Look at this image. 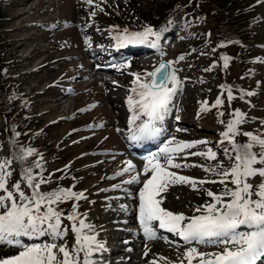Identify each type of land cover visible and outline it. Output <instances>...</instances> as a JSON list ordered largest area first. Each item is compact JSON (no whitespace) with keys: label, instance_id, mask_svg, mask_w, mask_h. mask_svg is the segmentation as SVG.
Listing matches in <instances>:
<instances>
[{"label":"rangeland","instance_id":"obj_1","mask_svg":"<svg viewBox=\"0 0 264 264\" xmlns=\"http://www.w3.org/2000/svg\"><path fill=\"white\" fill-rule=\"evenodd\" d=\"M4 1L8 4L6 14L9 20L6 23V34L2 33L0 37L9 43L8 46L14 53L8 60L7 69L8 73L14 75L13 81L16 86L20 83L16 93L31 97L35 95L34 93L44 91L43 95H35L38 98L35 105L38 106V111L50 110L47 118L69 116L77 113V111H80L79 115L83 118H93V115L103 114L102 117L94 119L96 123L103 126H95V134L88 140L91 148L87 151V155L92 161L85 163L90 164L89 172L96 174L97 177L94 176L93 182L99 184L98 192L101 195L97 196L96 203L81 218L85 220L86 224L93 226V231L85 230L86 234L94 235L97 242L103 245L93 261L102 260L105 264H117L112 261L114 257L115 260L123 259L124 264H152V261H155L156 264H187V259L183 254L190 248L195 247L201 253L222 252L225 245L221 242L212 244L192 242L186 247L179 248L174 246L176 244L170 243L171 241L160 239L158 242L151 243L150 241L147 247L145 246L146 248L143 249L142 247L139 251L136 249L140 245L135 243L122 247L119 245L120 238L128 239L130 237L129 233L119 230L123 226L135 234L140 231L137 224L138 220L134 219V215L131 216V213L137 210L138 204L135 201L138 195H130L131 193L128 191L129 189L142 190L143 182L146 179L144 168L151 159L148 157L143 160L134 156L131 147L125 142L123 132L119 131V129H125L123 127L124 118L133 117L139 113L144 114L139 105L134 106L135 101L139 99L136 94L133 107L137 108L138 113L128 114L127 106H125V101L134 95L132 89L137 87L134 83L136 75L141 77V82H147L145 78L150 69L152 71L161 60H170L172 72L180 84L171 99L175 111L172 112L174 116L170 117V127L167 125L168 128H166L169 132H165V128H162V134L159 133V136L174 137L178 140L182 133L186 132V135L193 133L197 134V137L201 138L202 141H208L212 144L210 147L212 148L214 144L223 140L221 134L225 132V128L222 127L224 124L219 127L216 122V111H212L210 108V105L216 103L218 99L217 85L223 84V82L214 80V75L208 73H213V70L206 69L200 72L203 68L201 66L206 65L208 61L203 59L206 56H197L191 49L188 54L183 53L182 50L185 49L186 41L185 39L180 41L182 36H176L173 29L170 30L171 34L167 38L169 41H165V44L168 43L171 47L170 49L159 48L151 43L126 44L107 34H102L99 29L102 28L103 23L94 17L90 21L86 11L82 8L81 5L85 0H68L65 3L64 0ZM116 1L114 3H117L116 5L123 11L126 19L130 21H137L139 15L140 18L151 20L153 15L148 16V14L156 11L154 9L156 8L155 0ZM250 1L255 3V0ZM135 2L139 4L135 6L139 8L137 11L132 7ZM85 5L92 6L87 3ZM254 7L250 14L253 21L252 26L259 33L261 41H264V0H257V5ZM181 20L178 18L177 22L180 23ZM208 30L210 31L209 37L218 42L217 38L224 29L218 21L204 20L203 29L200 28V31L205 35ZM162 39L164 41L166 38ZM153 40L155 37L150 36L149 41ZM179 41L180 43H178ZM59 44H61V49L58 48ZM102 46L104 47L101 52ZM221 50L222 47L215 48V54ZM134 51L140 55L134 56L132 54L135 53ZM129 55L131 57H128ZM111 60H114V63L108 65L111 66L110 70L101 69L99 72V69H96L97 65L94 63H109ZM227 70L229 75L226 77V81L232 83L234 76H238L239 67L232 64V67ZM101 77L105 80L104 82L100 80ZM201 78H204V81H201ZM107 82L109 83L107 84ZM131 83L133 85H130ZM167 87L171 88L172 83L170 82ZM71 88L73 91L68 92L67 90ZM243 88L245 92L249 90L247 86ZM62 96H66V98L63 100L61 99ZM206 103L208 110L201 111L202 106ZM224 107L228 113L229 109L231 112L233 110L242 112L235 102L231 105L227 99L224 100ZM244 109L247 110V106H244ZM105 115H111L110 119L107 117L106 122ZM226 117L228 121L233 119L229 114ZM176 119H179V122ZM217 120L219 121V118ZM247 125L252 126L251 124ZM59 128L63 132L67 129L63 126ZM115 129L119 133H114L113 130ZM83 130L88 131L89 127H84ZM237 139L245 142L242 135H238ZM53 141L56 146H60V144H62L61 146H69V144L61 142L60 135ZM100 143L101 147H94L95 144L99 145ZM226 146L231 149L230 143L226 142ZM75 151L78 153L81 150ZM186 153H190V151H186ZM159 157L162 158V155ZM129 162L134 165V168L130 172H126L124 170L128 167ZM161 162L163 163V159ZM112 170L122 171L118 180H108L107 177L112 173ZM134 174H137L136 178L139 182L129 183L128 181L135 177ZM150 174L149 172L148 175ZM256 179L253 181L257 182ZM91 184L92 181L89 182L90 187H92ZM104 189H106V193L102 191ZM123 193H127V196L130 195L136 200L123 201L121 199L122 201H120L119 198L123 196L121 195ZM119 195L121 196L119 197ZM162 195L165 197L162 206L174 213H183L186 218L202 214V212L196 211L202 206V203L191 196L186 184L170 186ZM128 218L131 222L122 223ZM185 223H187V219ZM241 227L244 228L243 233L254 230L248 226ZM41 237L43 238L44 235ZM69 239L68 247L71 248L74 244V238L69 236ZM53 240L57 241L58 238L47 237L45 239L46 242ZM113 241L119 243L113 244ZM111 243L112 245L109 247ZM153 243H156V248H154ZM3 245L0 242V253L6 257L16 256L24 248L31 247L30 243L17 244L14 248ZM227 247L234 248L235 246L229 244ZM122 248L129 251H118ZM135 258L138 260L136 261ZM192 262L199 264L198 259H194Z\"/></svg>","mask_w":264,"mask_h":264},{"label":"snow or ice","instance_id":"obj_2","mask_svg":"<svg viewBox=\"0 0 264 264\" xmlns=\"http://www.w3.org/2000/svg\"><path fill=\"white\" fill-rule=\"evenodd\" d=\"M85 3L91 5L93 0H85ZM150 36L159 38V34L148 27L141 32L128 33L125 30L124 34L117 39L126 44L151 43L155 46V40L149 41ZM222 59L225 62L224 67H227L229 58L223 57ZM158 74L163 84H158L156 79L141 82V77L136 75L134 83L137 87H134L132 92L139 99L135 101L134 106L139 105L140 110L148 116V122L139 126L140 135L135 136V139H148L159 132L152 122L163 119V113L166 112L180 84L174 74L161 72L159 69L148 75L156 77ZM168 82L172 83L171 88L164 86ZM225 91L228 101H231L234 98L232 89ZM246 95L253 96L254 93L248 92ZM129 103L133 104L131 98ZM222 103L223 101L218 98L214 106L218 107ZM207 110L208 106L205 104L201 111ZM233 116L235 118L226 124L227 130L221 134L223 141L231 144V149H223L224 155L231 161V166L222 168L218 162L217 167L221 168L220 171L211 167L204 168L206 172L220 176L219 181H197L194 178L179 175L178 172L170 171V169L182 167L181 164L174 163V154L182 153L184 149L204 144L206 141L181 142L176 147L165 146L161 149L162 158L150 159L144 168L145 176L151 173V177L143 182V188L139 192V223L146 239L157 238L156 226L153 222H158L160 229L176 233L187 243L199 244L203 243L206 238H220V242L225 245L223 251L219 253H201L195 247L188 249L183 254L188 264H192L194 259H198L199 264H254L258 256L264 255V135L241 132L239 125L245 122V114L236 110ZM238 135L247 137V141L241 143L236 139ZM34 152L32 148H22L20 154H14V159L24 163L28 157L34 155ZM191 155L216 160L217 154L209 148L207 152H194ZM183 159L186 160L187 156ZM11 164L12 159L0 161V193H3L0 195V210H2L0 211V242H11L9 238L20 235H47L49 232L54 239H63L67 232L71 231L74 234V244L71 248L66 243L58 245L55 242L43 246L26 247L16 256L0 259V264H93L90 257L103 245L97 242L94 235L86 234L85 230L91 232L93 226L79 218L77 203H73L72 211L66 217L53 207V205L68 201L86 199L84 193L63 187H57L49 192L41 191V185L47 184L50 178H45L40 174L34 175L31 165L22 168L21 179L14 183L10 190L8 178L12 175L9 170ZM36 166L40 167L39 164ZM192 166L204 167L203 165ZM68 167V165L65 166V168ZM133 168L134 165L129 162L124 171L130 172ZM256 176L261 177V182L254 186L249 180ZM21 182L26 184L30 190L29 194L21 188ZM128 182L138 183L139 181L133 177ZM217 182L224 184L225 190L221 194L212 191L206 193L213 202L196 209L202 212L201 215L186 218L183 213H174L162 206L165 199L162 193L166 192L170 186L188 184L193 190H197V184ZM228 184L233 187H228ZM42 208L45 210L42 211ZM62 218L71 222L70 229H62ZM186 219L187 223H185ZM241 226H248L254 230L247 233L237 232ZM229 244L235 247H227ZM81 253H83V258H81ZM58 254L61 255L59 259ZM152 264L156 262L152 261Z\"/></svg>","mask_w":264,"mask_h":264},{"label":"trees","instance_id":"obj_3","mask_svg":"<svg viewBox=\"0 0 264 264\" xmlns=\"http://www.w3.org/2000/svg\"><path fill=\"white\" fill-rule=\"evenodd\" d=\"M155 2L156 8L154 9L156 11L148 14V16L152 14L153 18L151 20L140 18L139 25L148 24L159 29L167 23L169 26H173L174 30L181 31L188 44H186L187 49L182 51L186 52L191 49L199 55L202 54L201 52L209 54L214 59V65L211 67L213 73H210L218 81L223 82V84L226 83L223 86L224 91L229 88L232 91L235 89L236 94H240L241 97H249L243 87L255 88L257 96L251 97L252 103L249 109L242 110L241 113L245 114V122L239 125V128L241 132L264 135V78L260 80V84L251 76L252 72L260 69V65L253 64L251 60L254 56L262 53L260 44L264 42L261 41L259 33L252 26L253 21L250 14L252 13L253 2L250 0H240V3L239 0H155ZM137 5L138 3L135 2L132 7L139 10L138 7H135ZM6 6L8 4L4 0H0V36L2 33L6 34V23L9 20L6 14ZM178 16L183 18L180 25L176 24ZM210 16L215 18L224 29L221 34L222 42L217 48L222 47L220 52L227 53L226 57L229 58L227 67H224V62L212 53L215 52V47L206 40L204 33L200 31L202 22L209 20ZM8 44L0 37V156H2V160L12 159V162L15 163L14 168L10 170L12 175L8 178V184L11 181H19L22 168L31 165L34 175L40 174L45 178H50L47 184L41 185V191L49 192L57 189V187H63L81 192L84 188L85 178L75 166L48 175L52 168H60L64 162V157L60 150L53 147L52 130L49 127L42 129L46 117L44 115L37 116L33 97L26 98L16 93L20 83L16 86L13 81L14 75L8 73L7 63L11 59V55L14 54ZM232 64L239 65L241 71L238 76H234L231 83L228 80L226 81L228 76L226 71L232 67ZM262 66L264 65L262 64ZM205 68L203 67L201 71L207 69ZM225 93L227 92L225 91ZM234 99L235 96L232 103H234ZM235 103L241 105L239 99H236ZM247 124L252 126L250 127ZM245 138L247 141V137ZM22 148L35 150L34 155L28 157L24 163L14 159V154H20ZM60 156L61 159L57 160ZM37 164L40 167H37ZM216 171L220 170L216 168ZM211 176L218 175L211 173ZM228 187L233 186L228 184ZM206 189L207 192L212 191L221 194L225 190V185L208 183ZM24 191L26 192V189ZM208 198L212 200L211 197L208 196ZM74 202L68 201L53 205V207L67 215L72 211ZM44 210L42 208V211Z\"/></svg>","mask_w":264,"mask_h":264},{"label":"bare ground","instance_id":"obj_4","mask_svg":"<svg viewBox=\"0 0 264 264\" xmlns=\"http://www.w3.org/2000/svg\"><path fill=\"white\" fill-rule=\"evenodd\" d=\"M96 62V61H95ZM94 64H96L97 65V67H96V69H99L98 71L100 72V70L102 69V70H104V71H108V70H110L111 69V66H107V63H100V64H98V63H94ZM151 70V69H150ZM100 80L101 81H105L102 77L100 78ZM146 80H148V76H146ZM109 82H107V84H108ZM129 122V121H128ZM129 191H132V190H130L129 189ZM128 191V192H129ZM130 193V192H129ZM127 194V193H126ZM126 194H124L122 197H121V199L122 200H124V198H126V199H128V198H130V195H132V193L129 195V196H127ZM135 196V195H134ZM120 197V196H119ZM135 199V198H134ZM136 200V199H135ZM137 203L139 204L140 203V200H139V195L137 196ZM115 223H116V221H115ZM141 235L145 238L144 239V241L143 242H139V245H140V247L139 248H137L136 250L137 251H139L140 250V248H142L143 247V249L145 248V246H147V244H148V240L146 239V237L144 236V233H142L141 232ZM130 243V242H129ZM131 244H132V242H131ZM159 244V243H158ZM163 244V243H162ZM153 246H154V248H156L157 246H156V243H153ZM136 259V258H135ZM138 259H136V261H137ZM119 263L120 264H124V262L121 260V261H119Z\"/></svg>","mask_w":264,"mask_h":264},{"label":"water","instance_id":"obj_5","mask_svg":"<svg viewBox=\"0 0 264 264\" xmlns=\"http://www.w3.org/2000/svg\"><path fill=\"white\" fill-rule=\"evenodd\" d=\"M160 70L161 72H169L170 67L167 63L162 62L159 67H157L153 72H156L157 70ZM152 79H156L158 81V84H163L162 81L159 80V74L156 77H152ZM160 82V83H159ZM166 84H164L165 86Z\"/></svg>","mask_w":264,"mask_h":264}]
</instances>
